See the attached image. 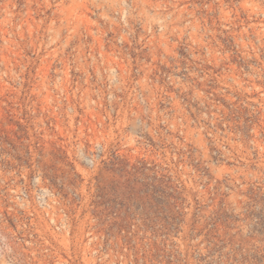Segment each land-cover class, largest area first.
Returning <instances> with one entry per match:
<instances>
[{
	"label": "rangeland",
	"instance_id": "obj_1",
	"mask_svg": "<svg viewBox=\"0 0 264 264\" xmlns=\"http://www.w3.org/2000/svg\"><path fill=\"white\" fill-rule=\"evenodd\" d=\"M0 264H264V0H0Z\"/></svg>",
	"mask_w": 264,
	"mask_h": 264
}]
</instances>
